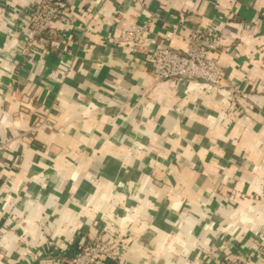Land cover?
Listing matches in <instances>:
<instances>
[{"label":"crops","instance_id":"crops-1","mask_svg":"<svg viewBox=\"0 0 264 264\" xmlns=\"http://www.w3.org/2000/svg\"><path fill=\"white\" fill-rule=\"evenodd\" d=\"M40 1L0 0V264H58L101 227L125 264H264V0H59L29 46ZM142 21L149 48L216 24L222 85L154 80L110 40Z\"/></svg>","mask_w":264,"mask_h":264},{"label":"built area","instance_id":"built-area-1","mask_svg":"<svg viewBox=\"0 0 264 264\" xmlns=\"http://www.w3.org/2000/svg\"><path fill=\"white\" fill-rule=\"evenodd\" d=\"M63 6L59 0H41L29 7L26 29L29 46H35L36 41L45 38L43 35L48 33L53 22L63 16ZM179 27L187 30L186 44L180 49L170 45L177 28L166 29L162 45L154 44L149 48V39L153 34L148 21L134 23L110 40L112 44H127L130 52L148 64L156 81L172 79L180 83L200 80L209 87L222 85V64L210 54L220 46V28L216 24L189 26L186 23H180ZM230 87L233 93H237L238 87ZM103 220L108 221L106 217ZM126 246L127 240L120 230L108 233L101 227L94 232H83L73 245L65 244L57 252H48L44 256L58 264H107L109 261L125 264L123 252ZM250 258L251 255L232 249L225 259L214 257L206 264H248Z\"/></svg>","mask_w":264,"mask_h":264},{"label":"rangeland","instance_id":"rangeland-1","mask_svg":"<svg viewBox=\"0 0 264 264\" xmlns=\"http://www.w3.org/2000/svg\"><path fill=\"white\" fill-rule=\"evenodd\" d=\"M243 255H245L244 253H242Z\"/></svg>","mask_w":264,"mask_h":264},{"label":"trees","instance_id":"trees-1","mask_svg":"<svg viewBox=\"0 0 264 264\" xmlns=\"http://www.w3.org/2000/svg\"><path fill=\"white\" fill-rule=\"evenodd\" d=\"M122 188V187H121Z\"/></svg>","mask_w":264,"mask_h":264}]
</instances>
